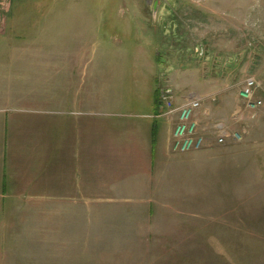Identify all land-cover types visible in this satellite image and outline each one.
Masks as SVG:
<instances>
[{
	"label": "rangeland",
	"instance_id": "rangeland-1",
	"mask_svg": "<svg viewBox=\"0 0 264 264\" xmlns=\"http://www.w3.org/2000/svg\"><path fill=\"white\" fill-rule=\"evenodd\" d=\"M0 32V48L67 49L68 65L123 81L103 90L126 109H143L147 86L160 100L171 89L176 105L193 92L205 140L216 141L218 124L242 133L210 152L189 217L199 226L123 227L115 260L126 262L116 264H264V0H0ZM250 77L263 100L255 117L240 95Z\"/></svg>",
	"mask_w": 264,
	"mask_h": 264
},
{
	"label": "crops",
	"instance_id": "crops-1",
	"mask_svg": "<svg viewBox=\"0 0 264 264\" xmlns=\"http://www.w3.org/2000/svg\"><path fill=\"white\" fill-rule=\"evenodd\" d=\"M67 56L0 48V264L124 263L123 227L195 226L196 183L224 146L174 151L159 92L147 86L143 109H126L103 90L123 81Z\"/></svg>",
	"mask_w": 264,
	"mask_h": 264
},
{
	"label": "built area",
	"instance_id": "built-area-1",
	"mask_svg": "<svg viewBox=\"0 0 264 264\" xmlns=\"http://www.w3.org/2000/svg\"><path fill=\"white\" fill-rule=\"evenodd\" d=\"M260 83L253 77L248 78L242 86L240 95L246 109L255 117L263 106V100L257 96ZM161 101L166 109L163 115L167 114L171 121L173 120L174 128L172 131V147L177 152H188L201 150L205 144V135L198 132V124L194 119L195 112L202 107V99L199 96L188 98L183 104L174 103V93L167 88L162 91ZM218 130L217 143L225 144L229 136L234 139L242 140L243 135L239 131L229 133L224 129L222 124L216 125Z\"/></svg>",
	"mask_w": 264,
	"mask_h": 264
}]
</instances>
